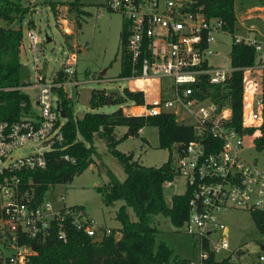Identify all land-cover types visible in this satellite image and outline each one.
<instances>
[{
    "label": "built area",
    "instance_id": "built-area-1",
    "mask_svg": "<svg viewBox=\"0 0 264 264\" xmlns=\"http://www.w3.org/2000/svg\"><path fill=\"white\" fill-rule=\"evenodd\" d=\"M104 5L122 20L119 56L120 60L125 56L128 73L118 74V78H149L159 90L158 95L147 100L142 88L139 114L169 112L177 122L191 126L192 137L174 143L172 163L174 175L182 176L180 193H187L181 226L191 235L197 252L194 257H182L176 264H206L209 254L214 261L226 259L227 264H260L261 254L248 258L246 248L230 243L229 227L221 219L223 211L233 208L248 213L264 210V169L240 154L243 137L248 134L244 125L253 126L256 135L262 133L260 96L247 110L246 122L242 107L241 126L237 128L231 124L228 99H214L210 94L211 85H219V94L223 93L232 68L230 64L221 66L208 61L216 53L210 46L215 43V34L225 31L222 19L207 16L195 0H104ZM66 24V20L62 22V29L69 33L71 29ZM25 36L34 74L18 88L34 89L37 109H25L22 100L17 118L0 119V264H30L35 243L52 226L62 241L66 240L68 225L93 238L111 232L87 216L79 204L56 203L45 193L36 200L30 176L23 177L26 170L43 168L49 152L66 145L62 132L64 116L56 107L63 108L58 89L68 98L66 85L79 83L74 76V51L66 62L46 74L36 56L41 52L40 36L32 28L25 31ZM233 39L253 44L256 55L261 57L262 44L254 38ZM90 79L93 80L88 75L81 82ZM160 79L166 83H160ZM26 144L30 146L28 152L13 155L15 149ZM63 157L73 160L68 154ZM163 183L170 184L171 179Z\"/></svg>",
    "mask_w": 264,
    "mask_h": 264
},
{
    "label": "trees",
    "instance_id": "trees-1",
    "mask_svg": "<svg viewBox=\"0 0 264 264\" xmlns=\"http://www.w3.org/2000/svg\"><path fill=\"white\" fill-rule=\"evenodd\" d=\"M207 15H215L222 19L223 28L233 36L234 9L233 0H195ZM57 2L50 1L53 13L57 11ZM68 7L76 15L85 13L81 8L82 3L77 0L67 1ZM28 10L27 6L13 0H0V18L6 22L0 25V119L11 120L19 116L20 101L24 100V108L28 107V94L18 88L22 84L19 79L18 50L22 33L20 26L11 27L13 19L20 21ZM76 28L81 25V19L76 16ZM123 40L122 29L119 32V41ZM260 62L263 64L259 75L260 87V135L253 138L257 149L264 148V42L262 43ZM229 64L232 67L224 84V91L219 94V85H211V96L214 99L224 96L228 99L231 108V124L241 126L243 69L254 63L256 51L253 44L243 40H234L228 52ZM128 73L125 56L120 60L118 74ZM61 78V73L59 72ZM202 85H207L202 83ZM61 100L60 106L64 108L65 118L62 124L64 143L62 149L49 152L43 168L26 170L24 178L30 176L34 188L35 199L43 197L47 187L56 183H65L80 173L96 154L92 143L94 133L105 140L107 149L112 152L121 163L125 172L122 180H118L112 171L107 168V182L98 186L101 200L104 204H111L115 199H122L116 208L114 217L120 225L117 228L119 236L114 237V230L103 234L100 240L68 225L66 240L57 237L53 226L42 240L35 243L34 253L29 256L30 264H176L182 257L174 256L169 259L171 250L164 243L154 244L155 226L150 222V215L161 213L167 215L174 225H181L187 210V193H173L170 204L165 203L162 184L165 180L172 179L174 167L170 152L166 159L159 165H145L132 157L131 152H123L115 148L116 140L128 134H137L138 128L144 124H154L157 130V142L160 147L170 149L175 142H183L192 137L191 126L179 123L174 115L169 112L159 114H126L122 108L116 107L111 111L85 110L81 116L74 115L68 105V99L58 89ZM126 97L138 104L142 100L140 90H131L123 87ZM121 97H110L103 93V88H91L89 92L90 107H95L107 99L120 100ZM126 126L119 137H116L114 127ZM253 126L244 125L243 130L252 133ZM144 140V137H141ZM63 154H68L73 160L66 159ZM129 205L136 218L129 220L125 211ZM255 229L264 234V210L249 212ZM206 264H227L226 259L214 261L209 254ZM257 264V263H255Z\"/></svg>",
    "mask_w": 264,
    "mask_h": 264
},
{
    "label": "rangeland",
    "instance_id": "rangeland-1",
    "mask_svg": "<svg viewBox=\"0 0 264 264\" xmlns=\"http://www.w3.org/2000/svg\"><path fill=\"white\" fill-rule=\"evenodd\" d=\"M28 10L23 14L20 21L13 19L10 26L17 28L20 26L22 33L21 45L18 50L19 60V79L25 82L31 79L34 74V62L32 53L27 46L25 31L32 28L41 38L38 43L41 52L37 54L38 63L41 71L46 74L58 68L62 62L68 60L71 51L75 54V77L79 81L76 85H66V90L70 97L68 105L74 115H80L85 110L111 111L119 106H127L131 102L123 92V87L144 88L145 98L147 100L158 95L156 82L152 79L140 81L133 78H118L120 66L119 54V32L122 28V20L118 13L108 10L104 5V0H79L81 8L85 13L76 15L68 7L69 0H13ZM50 1L57 2V11L55 14L50 8ZM250 0H234L236 11V20L234 35L244 36L246 34H255L257 41H264V20L257 15L242 19L244 9ZM78 16L81 19V27L78 29L75 25V19ZM1 19V18H0ZM67 19V24L72 31L63 32L62 22ZM0 24H6L0 20ZM252 26V30L248 27ZM45 36L49 39L46 40ZM215 43L210 46L216 50V53L208 57V61L213 64L225 66L228 64V55L232 41L231 34L225 31H219L214 36ZM74 43V44H73ZM73 45V46H72ZM74 47V48H73ZM104 69L103 73H99ZM91 75L90 80L81 82L85 75ZM102 77V80H94ZM259 82V81H258ZM160 83L165 84V79H160ZM259 86V84H258ZM91 88H103L104 94L110 97H121L120 100L103 102L95 107H90L89 92ZM24 90V89H23ZM28 107L36 110L35 91L27 87ZM225 98L224 96H221ZM249 107V105H247ZM247 106L243 109V119L248 121ZM251 109V107H250ZM249 109V110H250ZM248 110V111H249ZM65 118V117H64ZM63 118V120H64ZM124 129L123 125H117L115 133L119 134ZM141 132L137 134H128L123 138L116 140L115 148L123 152H131L138 161L145 165H159L162 163L168 153L173 158L174 145L168 149L160 147L157 142V130L154 124H144L141 126ZM257 131L248 133L243 137L240 154L248 161H253L257 166L264 169V148L257 149L254 146L253 138ZM144 137V140L141 138ZM92 143L94 144L96 154L91 157V162L80 173L75 174L72 179L65 183H56L49 185L45 191L48 199H54L56 203L61 201L64 204H79L87 216L96 220L99 225L107 226L114 230V237L119 236L117 231L120 225L117 218L114 217L116 208L123 202L122 199H115L111 204H104L101 200L98 186H104L107 182L106 169L109 168L118 180H122L125 172L118 158L107 149L105 140L94 133ZM29 144L13 151L17 156L28 152ZM183 189L182 176L176 174L172 177L170 184H162V192L167 205L170 204L171 195L180 193ZM62 196V199L59 198ZM125 211L129 220L136 218L134 211L129 205H125ZM150 222L155 226L154 244L164 243L170 248L169 259L176 257H194L197 252L196 244L190 234L183 231L181 225H174L167 215L157 213L150 215ZM221 219L229 227V241L232 245L240 244L247 250L248 258H256L257 254L263 256L260 264H264V234L259 233L251 220L249 213L245 210L233 208L223 211Z\"/></svg>",
    "mask_w": 264,
    "mask_h": 264
},
{
    "label": "crops",
    "instance_id": "crops-1",
    "mask_svg": "<svg viewBox=\"0 0 264 264\" xmlns=\"http://www.w3.org/2000/svg\"><path fill=\"white\" fill-rule=\"evenodd\" d=\"M77 1H79V0H77ZM248 3L249 4L246 6V8L244 9L243 14L240 17L242 19L250 18V17H252L255 14L258 17H261V19L264 20V0H250V2H248ZM233 9H234V15H235V20H236V11H235V6H234V0H233ZM0 20H2V19H0ZM65 20L67 21V19H65ZM0 25L4 26L5 24L4 25L0 24ZM80 27H81V25H80ZM235 28L237 29V26H236L235 21H234V31H235ZM247 29H248L247 33H249V30H252L253 28L250 25ZM71 31H72V29H71ZM234 31H233V36H240V35H234ZM244 36H248L250 38H254L255 39V34H253V32H252L251 35L246 34ZM257 42H259V41H257ZM263 42L264 41H262V42L260 41L259 43L262 44ZM20 45H21V42L19 44V47H20ZM227 55H229V54L227 53ZM227 57H229V56H227ZM75 61H76V59H75ZM228 65H229V58H228ZM262 66H263V64L260 62V58L256 55L255 61H254V63L252 65L242 67V69H243V91H242V107H243V109H244L245 106L249 105V107L247 106V108L249 110L251 105H252V103H253L254 98L257 97V96H260V87L258 86V84H259L258 81H259V75H260V70H261ZM119 69H120V66H119ZM88 75H85V77H87ZM74 76H75V72H74ZM100 78H102V77H100ZM127 88H129L131 90H140V91H142V88H131V87H127ZM107 100H109V99H107ZM120 107L122 108V111L124 113H126V114H139V111H140L139 110L140 109L139 105L138 104H134L133 105V104H131V102H129L127 106H120ZM133 109H135V110H133ZM81 114L77 115V116H81ZM115 128H117V125L114 127V129ZM124 131H126V126H124V129L121 132H119V134L115 133L116 137H119ZM141 131H142L141 127H139L138 128V132H141ZM114 132H115V130H114ZM132 157L135 158L133 156V153H132ZM136 159L138 160V157Z\"/></svg>",
    "mask_w": 264,
    "mask_h": 264
},
{
    "label": "water",
    "instance_id": "water-1",
    "mask_svg": "<svg viewBox=\"0 0 264 264\" xmlns=\"http://www.w3.org/2000/svg\"><path fill=\"white\" fill-rule=\"evenodd\" d=\"M45 39L48 40L49 38L47 36H45ZM104 69L103 70H100L99 73H103ZM110 100H106L105 102H109ZM57 109L59 110V113L61 116H65V112H64V109L63 108H60L59 106H56ZM101 239V236H97L95 238H93V240H100Z\"/></svg>",
    "mask_w": 264,
    "mask_h": 264
},
{
    "label": "bare ground",
    "instance_id": "bare-ground-1",
    "mask_svg": "<svg viewBox=\"0 0 264 264\" xmlns=\"http://www.w3.org/2000/svg\"><path fill=\"white\" fill-rule=\"evenodd\" d=\"M133 110H135V109H133Z\"/></svg>",
    "mask_w": 264,
    "mask_h": 264
}]
</instances>
